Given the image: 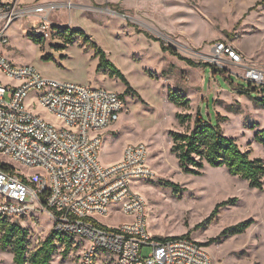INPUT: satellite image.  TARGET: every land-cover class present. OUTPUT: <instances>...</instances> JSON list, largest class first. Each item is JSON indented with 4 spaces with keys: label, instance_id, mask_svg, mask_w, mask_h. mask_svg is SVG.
Masks as SVG:
<instances>
[{
    "label": "rangeland",
    "instance_id": "rangeland-1",
    "mask_svg": "<svg viewBox=\"0 0 264 264\" xmlns=\"http://www.w3.org/2000/svg\"><path fill=\"white\" fill-rule=\"evenodd\" d=\"M20 1L33 4L34 0ZM51 1L61 6L66 1L73 3L72 9L61 7L51 15L58 25L52 37L34 41L29 35L37 18L32 13L19 17L5 31L8 42L0 43L5 57L15 65L33 66L49 79L123 95L126 107L107 131L100 159L109 165L119 159L128 143L148 146V162L155 176L133 180L132 188L147 201L152 235L189 234L201 243H210L205 246L213 264H264V178L262 188H255L224 166L206 164L200 175L185 173L171 150L170 136L171 131L187 130V125L179 124L178 113L194 117L201 112L207 120L218 119L224 134L234 137L252 158L264 161V146L255 139L264 129V93L247 91L249 82L244 77L246 66L264 68V0ZM2 25L0 21V29ZM161 42L174 47L181 58L164 50ZM220 43L241 54L242 63L235 64L224 56L225 64H216L213 48ZM97 48L125 74L130 90L121 79L98 70ZM0 79L4 83L11 80L1 72ZM169 88L190 99L189 106L170 101ZM37 101V93L32 92L26 108L57 128L63 127L50 111L35 105ZM230 198L236 201L221 207L206 223L216 204ZM118 216L103 221L114 225L129 220ZM246 220L252 223L244 232L223 234L226 228ZM10 222L28 229L29 252L53 231V222L44 210ZM73 243L67 254L65 245L58 243L52 264H79L82 243L76 239ZM144 251L148 253L150 248ZM100 253L104 255L103 250ZM0 264H15L10 247L0 248ZM98 264L114 263H104L100 257Z\"/></svg>",
    "mask_w": 264,
    "mask_h": 264
},
{
    "label": "built area",
    "instance_id": "built-area-1",
    "mask_svg": "<svg viewBox=\"0 0 264 264\" xmlns=\"http://www.w3.org/2000/svg\"><path fill=\"white\" fill-rule=\"evenodd\" d=\"M61 7L72 9L73 3L0 0V43L8 42L5 31L15 19L31 13L38 20L32 35L50 39L58 28L50 17ZM213 51L221 67L224 56L242 63L241 54L224 43ZM0 72L11 79H0V158L12 165L0 168L1 219H22L44 210L55 231L82 243L79 264H98L100 257L114 264H213L203 243L188 236L157 239L149 232L147 201L132 188L133 180L155 176L144 142L128 143L118 161L101 162L105 132L126 107L122 94L46 78L33 66L13 64L1 49ZM244 77L264 93V68L246 66ZM32 92L38 97L35 105L50 111L63 127L26 108ZM113 215L129 220L114 225L103 221Z\"/></svg>",
    "mask_w": 264,
    "mask_h": 264
},
{
    "label": "trees",
    "instance_id": "trees-1",
    "mask_svg": "<svg viewBox=\"0 0 264 264\" xmlns=\"http://www.w3.org/2000/svg\"><path fill=\"white\" fill-rule=\"evenodd\" d=\"M29 36L36 42L42 41L41 38L35 37L32 34ZM70 36H73V33ZM161 43L164 50H168L171 54L181 58L174 47L166 46L163 42ZM97 53L100 56L98 70H102L107 72L110 76L121 79L126 84L127 90H130L132 87L121 69L117 67L112 60L106 57V53L102 49L97 48ZM182 59L193 66L197 65V63L191 59L183 57ZM252 89L257 90L255 86L249 84L246 90L250 91ZM168 98L170 101L180 106L187 107L190 104V99L183 93L171 88H169ZM176 117L181 126L187 125V130L185 131L170 132V136L173 140L171 150L178 158L183 172L200 175L206 164L213 167L224 166L231 174L247 180L251 187L262 188L264 178L263 159L259 157L252 158L250 152L243 150L234 137L225 135L218 119L215 121L207 120L201 112H197L194 117L191 113H178ZM192 121L193 124L190 126ZM255 139L264 146V129L256 133ZM0 168L9 170L12 168V165L0 162ZM168 184L178 187L177 184L172 182H168ZM235 201L236 198H230L216 204L214 210L205 222H210L217 215L221 207ZM251 223L252 220L239 222L236 225L226 228L223 234L242 233ZM0 233V248L6 250L10 247L12 249L15 264H52L51 261L58 243L65 245V254L70 251L73 245L72 238L53 229L37 249L29 252L28 229L17 223H11L1 218ZM182 236L189 237V234ZM155 238L165 239L158 236H155ZM166 238H175V236ZM219 238L220 236L216 239H212V241L219 240ZM203 244L208 245L210 243Z\"/></svg>",
    "mask_w": 264,
    "mask_h": 264
},
{
    "label": "crops",
    "instance_id": "crops-1",
    "mask_svg": "<svg viewBox=\"0 0 264 264\" xmlns=\"http://www.w3.org/2000/svg\"><path fill=\"white\" fill-rule=\"evenodd\" d=\"M50 1H51V0H50ZM35 2H36V0H34L32 3H35ZM22 3H24V4H29L28 2H22ZM114 125H115V124H114ZM114 125H112L110 128H108V129L106 130L105 135H106L107 131H108V130H111L112 127H113ZM123 149H124V148H123ZM122 153H123V150H122V152H121V155H120L119 159L121 158ZM119 159H118V160H119ZM118 160H116V161H118ZM112 163H113V162H112ZM110 164H111V163H110Z\"/></svg>",
    "mask_w": 264,
    "mask_h": 264
}]
</instances>
